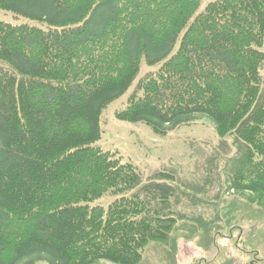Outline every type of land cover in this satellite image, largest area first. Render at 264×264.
<instances>
[{
  "label": "trees",
  "instance_id": "1",
  "mask_svg": "<svg viewBox=\"0 0 264 264\" xmlns=\"http://www.w3.org/2000/svg\"><path fill=\"white\" fill-rule=\"evenodd\" d=\"M200 5L0 0L27 20L0 21V264H140L167 238L174 190L134 192L136 167L96 144L102 110L143 57L159 67L116 119L165 135L208 118L243 150L231 188L264 200V0ZM105 195L114 199L95 203Z\"/></svg>",
  "mask_w": 264,
  "mask_h": 264
},
{
  "label": "rangeland",
  "instance_id": "2",
  "mask_svg": "<svg viewBox=\"0 0 264 264\" xmlns=\"http://www.w3.org/2000/svg\"><path fill=\"white\" fill-rule=\"evenodd\" d=\"M209 1L201 0L200 9ZM0 21L27 20L0 10ZM158 67L148 65L143 57L133 83L102 110L96 143L136 167L140 182L134 192L142 194L145 186L154 183L174 190L170 206L175 224L164 241L150 242L143 249L140 264H264V200L231 188L243 152L232 135L219 137L204 116L165 135L142 122L116 119L115 112L125 107L139 81ZM160 172L170 176L160 179L155 176ZM113 199L105 195L95 203L107 205ZM30 264L51 263L38 259Z\"/></svg>",
  "mask_w": 264,
  "mask_h": 264
}]
</instances>
